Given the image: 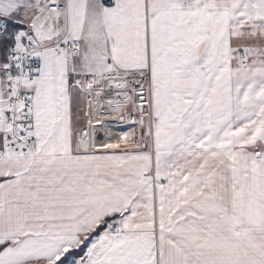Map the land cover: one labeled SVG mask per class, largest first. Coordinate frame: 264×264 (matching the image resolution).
I'll return each mask as SVG.
<instances>
[{
    "label": "snow or ice",
    "instance_id": "6c2138e0",
    "mask_svg": "<svg viewBox=\"0 0 264 264\" xmlns=\"http://www.w3.org/2000/svg\"><path fill=\"white\" fill-rule=\"evenodd\" d=\"M0 264H264V0H0Z\"/></svg>",
    "mask_w": 264,
    "mask_h": 264
}]
</instances>
